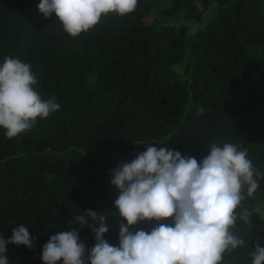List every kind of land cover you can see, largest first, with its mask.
Masks as SVG:
<instances>
[{
    "label": "trees",
    "instance_id": "1",
    "mask_svg": "<svg viewBox=\"0 0 264 264\" xmlns=\"http://www.w3.org/2000/svg\"><path fill=\"white\" fill-rule=\"evenodd\" d=\"M164 1L138 0L70 37L38 13L39 0H0V62L29 63L36 91L61 106L16 137L0 129V235L23 224L35 237L31 249L7 245L9 264H42V245L85 210L108 215L103 238L118 245L126 221L113 215L111 173L153 143L198 162L213 143L246 149L259 188L241 205L249 223L232 229L245 245L223 264H250L252 246L264 244V0H169L157 12ZM212 4L215 17L193 36L186 25L158 26L160 16L201 23ZM186 59L181 78L174 68ZM77 230L91 248V231Z\"/></svg>",
    "mask_w": 264,
    "mask_h": 264
},
{
    "label": "clouds",
    "instance_id": "2",
    "mask_svg": "<svg viewBox=\"0 0 264 264\" xmlns=\"http://www.w3.org/2000/svg\"><path fill=\"white\" fill-rule=\"evenodd\" d=\"M137 3L39 0L37 9L44 19L54 15L68 36L77 37L96 26L102 16L134 12ZM37 83L29 63L8 56L0 62V129L7 138L26 132L38 118L60 109L54 96L42 98ZM157 145L143 147L111 173L110 185L118 191L113 215L126 221L119 225L118 245L103 238L109 231L108 215L85 210L42 245V264H223L226 253L245 245L232 229L238 219L249 223L252 213L241 205L259 188L247 150L230 142L213 143L198 162L167 145ZM149 221L155 222L149 231L129 230ZM77 228H88L94 235L91 248L86 249ZM34 240L23 224L13 228L7 239L0 235V264H9L7 245L31 249ZM248 256L250 264H264V244L256 243Z\"/></svg>",
    "mask_w": 264,
    "mask_h": 264
},
{
    "label": "rangeland",
    "instance_id": "3",
    "mask_svg": "<svg viewBox=\"0 0 264 264\" xmlns=\"http://www.w3.org/2000/svg\"><path fill=\"white\" fill-rule=\"evenodd\" d=\"M170 1L165 0L159 8H156L157 12H161L162 9H165L169 6ZM218 6L216 4H212L204 13V16L202 18L201 23H193L191 21L186 20L183 16L172 18V19H167L163 16L159 17L158 20V26H181V25H186L188 27V34L189 36L195 35L197 32L204 30L205 27L207 26V23L215 17L216 11H217ZM187 65V59L183 61V63L175 66V71L178 74L179 77L184 78V70ZM258 211L261 214V217L264 220V207H259Z\"/></svg>",
    "mask_w": 264,
    "mask_h": 264
}]
</instances>
